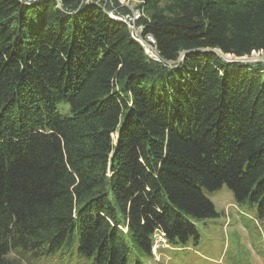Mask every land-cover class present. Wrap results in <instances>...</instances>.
Masks as SVG:
<instances>
[{"label":"trees","instance_id":"16d2710c","mask_svg":"<svg viewBox=\"0 0 264 264\" xmlns=\"http://www.w3.org/2000/svg\"><path fill=\"white\" fill-rule=\"evenodd\" d=\"M107 1L0 0V264H147L223 186L264 223V0H137L161 63Z\"/></svg>","mask_w":264,"mask_h":264},{"label":"rangeland","instance_id":"374dc122","mask_svg":"<svg viewBox=\"0 0 264 264\" xmlns=\"http://www.w3.org/2000/svg\"><path fill=\"white\" fill-rule=\"evenodd\" d=\"M117 3L128 12L139 5L137 0H117ZM223 58L235 60L232 56ZM242 60L264 62L256 53ZM57 110L64 114L66 106L59 105ZM206 197L214 205L217 217L192 222L199 234L198 245L172 250L165 242L154 238L153 259L147 264H264V223L255 221L246 207L237 206L225 186Z\"/></svg>","mask_w":264,"mask_h":264},{"label":"built area","instance_id":"2783aa9c","mask_svg":"<svg viewBox=\"0 0 264 264\" xmlns=\"http://www.w3.org/2000/svg\"><path fill=\"white\" fill-rule=\"evenodd\" d=\"M82 1L93 2V0H82ZM95 1L96 3L103 2L104 3L103 6H106L105 4L108 3L107 0H95ZM108 15L111 19L122 22L126 25V27L129 29L130 36L135 42H137L143 48L145 54L151 53V54L157 55L155 51L154 39L150 35H143L142 34L143 26L141 24H138V22L142 18H144L140 10L138 9L130 10L127 14L120 15L114 9L112 11H109ZM155 238H158L159 240L164 242L161 236H156Z\"/></svg>","mask_w":264,"mask_h":264},{"label":"water","instance_id":"95a60500","mask_svg":"<svg viewBox=\"0 0 264 264\" xmlns=\"http://www.w3.org/2000/svg\"><path fill=\"white\" fill-rule=\"evenodd\" d=\"M146 56L152 60V61H155V62H158V63H161L160 59L158 58L157 55H154V54H151V53H146ZM228 61V60H227ZM230 61H235V60H230ZM239 61V60H238Z\"/></svg>","mask_w":264,"mask_h":264},{"label":"bare ground","instance_id":"6f19581e","mask_svg":"<svg viewBox=\"0 0 264 264\" xmlns=\"http://www.w3.org/2000/svg\"><path fill=\"white\" fill-rule=\"evenodd\" d=\"M141 22V21H140Z\"/></svg>","mask_w":264,"mask_h":264}]
</instances>
